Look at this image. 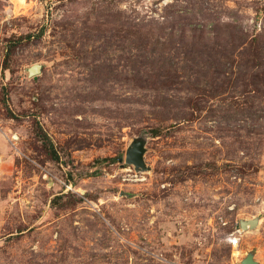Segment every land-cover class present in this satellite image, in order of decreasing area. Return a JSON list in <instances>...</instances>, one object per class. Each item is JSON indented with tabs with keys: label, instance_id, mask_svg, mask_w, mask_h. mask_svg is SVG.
Wrapping results in <instances>:
<instances>
[{
	"label": "rangeland",
	"instance_id": "rangeland-1",
	"mask_svg": "<svg viewBox=\"0 0 264 264\" xmlns=\"http://www.w3.org/2000/svg\"><path fill=\"white\" fill-rule=\"evenodd\" d=\"M249 255L264 264V0H0V264Z\"/></svg>",
	"mask_w": 264,
	"mask_h": 264
},
{
	"label": "water",
	"instance_id": "water-1",
	"mask_svg": "<svg viewBox=\"0 0 264 264\" xmlns=\"http://www.w3.org/2000/svg\"><path fill=\"white\" fill-rule=\"evenodd\" d=\"M41 66L35 65L30 68L29 72L31 75L35 76L41 73ZM145 141L137 140V142L127 150L126 153V163L133 165L137 172H146L147 167L144 162V154H145ZM259 225L258 219L246 220L240 222L241 229L245 232L250 230L251 228L257 227ZM242 264H257L255 262L252 255L247 256L242 260Z\"/></svg>",
	"mask_w": 264,
	"mask_h": 264
},
{
	"label": "built area",
	"instance_id": "built-area-1",
	"mask_svg": "<svg viewBox=\"0 0 264 264\" xmlns=\"http://www.w3.org/2000/svg\"><path fill=\"white\" fill-rule=\"evenodd\" d=\"M243 230L240 225H237L235 229L230 234V243L233 248H238L240 244V236L243 234Z\"/></svg>",
	"mask_w": 264,
	"mask_h": 264
},
{
	"label": "bare ground",
	"instance_id": "bare-ground-1",
	"mask_svg": "<svg viewBox=\"0 0 264 264\" xmlns=\"http://www.w3.org/2000/svg\"><path fill=\"white\" fill-rule=\"evenodd\" d=\"M21 1H23V0H21Z\"/></svg>",
	"mask_w": 264,
	"mask_h": 264
}]
</instances>
